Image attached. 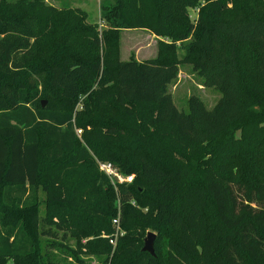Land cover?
I'll return each instance as SVG.
<instances>
[{
	"label": "trees",
	"instance_id": "trees-1",
	"mask_svg": "<svg viewBox=\"0 0 264 264\" xmlns=\"http://www.w3.org/2000/svg\"><path fill=\"white\" fill-rule=\"evenodd\" d=\"M100 11L93 23L80 7L0 3V264H48L46 223L75 239L80 264H264V0ZM137 28L159 38L157 56L121 61L120 32ZM182 63L221 92L212 109L175 105ZM97 159L133 181L116 190Z\"/></svg>",
	"mask_w": 264,
	"mask_h": 264
},
{
	"label": "rangeland",
	"instance_id": "rangeland-1",
	"mask_svg": "<svg viewBox=\"0 0 264 264\" xmlns=\"http://www.w3.org/2000/svg\"><path fill=\"white\" fill-rule=\"evenodd\" d=\"M2 1L13 3L16 0H0V3H2ZM45 1L58 7H80L87 11L89 15L88 20L96 23L100 22L101 4L112 0ZM197 11V9L191 10L193 17L197 15ZM158 40L159 38L157 36L145 29L122 30L120 32V60L129 61L131 58H135L138 61H144L156 57L158 52ZM178 68L179 70L176 78L169 85V91L177 108L181 111H189L188 101L190 97L197 96L205 103L208 109H212L220 100L222 96L221 92L213 86L205 85L203 76L194 70L191 64L182 63L179 64ZM43 105H46V101L44 100ZM38 196L40 200L46 199V194L42 192L40 188H38ZM40 210L41 217H43L46 211L45 203L41 205ZM40 228L51 231V234L41 236L45 245L44 250L48 254V264H80L71 256L70 249H75L76 244L75 239L71 238L70 234L58 230L56 226L50 227L48 223L41 224ZM115 233L116 228L114 234ZM105 258L106 256L102 254H81L80 259L84 261V264H108L104 261Z\"/></svg>",
	"mask_w": 264,
	"mask_h": 264
},
{
	"label": "built area",
	"instance_id": "built-area-1",
	"mask_svg": "<svg viewBox=\"0 0 264 264\" xmlns=\"http://www.w3.org/2000/svg\"><path fill=\"white\" fill-rule=\"evenodd\" d=\"M76 131L79 135L82 134V129L77 128ZM97 162H98L99 169L109 177L111 183L114 185L116 190L118 189L119 184L131 183L134 179V175L124 174L112 162L101 161L98 159H97ZM113 224L116 228V233L112 237H110L111 238L110 241L114 245V248H115L118 236L124 234L123 230L121 229V224H120V212L118 213L117 217L113 219Z\"/></svg>",
	"mask_w": 264,
	"mask_h": 264
},
{
	"label": "water",
	"instance_id": "water-1",
	"mask_svg": "<svg viewBox=\"0 0 264 264\" xmlns=\"http://www.w3.org/2000/svg\"><path fill=\"white\" fill-rule=\"evenodd\" d=\"M155 239L156 234L152 231L148 232L145 240H144V246L142 248L143 251L149 252L152 255H155Z\"/></svg>",
	"mask_w": 264,
	"mask_h": 264
},
{
	"label": "crops",
	"instance_id": "crops-1",
	"mask_svg": "<svg viewBox=\"0 0 264 264\" xmlns=\"http://www.w3.org/2000/svg\"><path fill=\"white\" fill-rule=\"evenodd\" d=\"M156 36V35H155Z\"/></svg>",
	"mask_w": 264,
	"mask_h": 264
}]
</instances>
